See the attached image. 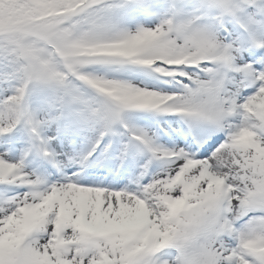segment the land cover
Wrapping results in <instances>:
<instances>
[{
    "label": "snow or ice",
    "instance_id": "6c2138e0",
    "mask_svg": "<svg viewBox=\"0 0 264 264\" xmlns=\"http://www.w3.org/2000/svg\"><path fill=\"white\" fill-rule=\"evenodd\" d=\"M0 264H264V0H0Z\"/></svg>",
    "mask_w": 264,
    "mask_h": 264
}]
</instances>
